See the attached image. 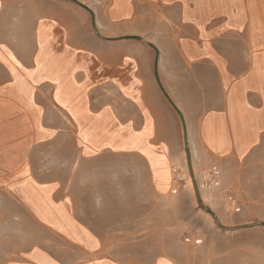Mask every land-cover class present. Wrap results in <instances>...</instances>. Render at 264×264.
<instances>
[{
    "label": "crops",
    "instance_id": "1",
    "mask_svg": "<svg viewBox=\"0 0 264 264\" xmlns=\"http://www.w3.org/2000/svg\"><path fill=\"white\" fill-rule=\"evenodd\" d=\"M80 1L99 33L67 16L65 0H0V204L11 213L0 224L20 222L26 245L0 264H121L100 254L77 180L100 153L132 154L157 193H175L183 124L161 87L222 195L231 175L249 177L264 206V0ZM55 135L58 171L44 170Z\"/></svg>",
    "mask_w": 264,
    "mask_h": 264
},
{
    "label": "rangeland",
    "instance_id": "2",
    "mask_svg": "<svg viewBox=\"0 0 264 264\" xmlns=\"http://www.w3.org/2000/svg\"><path fill=\"white\" fill-rule=\"evenodd\" d=\"M65 5L67 16L77 17L79 23L84 20L89 31L99 33L100 30L94 29L89 8L80 0H65ZM131 39L137 47L146 44L137 35ZM163 99L181 125L177 112L164 96ZM50 117L51 123L61 127L58 118L53 119L52 113ZM60 141L61 136L51 137L50 151L46 154L49 163L40 164L44 170L58 171L59 159L53 145ZM193 155V169L205 210L197 203L184 147L182 163L173 167L175 193H157L149 165L132 154L100 153L92 162L98 163L97 167L92 170L83 167L87 171H82L77 180L83 189L78 196L82 202L81 215L105 240L100 253L103 257L121 264H157L159 261L264 264V206L251 202L253 191L248 187L249 177L230 176L231 191H238L239 195L234 194L242 202L240 206L235 205L230 190L222 195L224 188L218 172L203 171L200 166L203 160L198 153ZM8 209V205L0 204V214L6 219L11 215ZM237 209L240 211L236 212ZM22 229L20 222H14L11 227L0 224V253L7 256L10 248L26 246L19 238ZM33 230L34 234L40 233ZM10 237L15 238L16 244L15 241L10 243ZM61 249H65L68 257L70 250L62 244Z\"/></svg>",
    "mask_w": 264,
    "mask_h": 264
},
{
    "label": "water",
    "instance_id": "3",
    "mask_svg": "<svg viewBox=\"0 0 264 264\" xmlns=\"http://www.w3.org/2000/svg\"><path fill=\"white\" fill-rule=\"evenodd\" d=\"M157 75V72H156ZM161 87V85H160ZM161 90L164 94V96L166 97L167 101L169 102V104L172 106V108L177 112V114L179 115L181 122L183 124V132H184V142H185V153H186V158H187V166H188V171H189V175L192 181V185L195 191V196L197 199V203L199 205V208L202 210H205V207L203 205V201L201 198V194H200V190H199V186L197 183V179L194 173V169H193V164H192V156H191V150L189 147V143H188V136H187V130H186V126H185V121H184V117L181 113V111L179 110V108L177 107V105L172 101V99L169 97V95L165 92V90L161 87ZM209 214H211L214 218H216V215L214 213H212L211 211H208Z\"/></svg>",
    "mask_w": 264,
    "mask_h": 264
}]
</instances>
